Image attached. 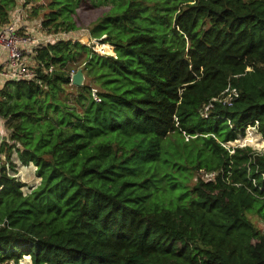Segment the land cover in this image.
I'll list each match as a JSON object with an SVG mask.
<instances>
[{
	"label": "trees",
	"instance_id": "obj_1",
	"mask_svg": "<svg viewBox=\"0 0 264 264\" xmlns=\"http://www.w3.org/2000/svg\"><path fill=\"white\" fill-rule=\"evenodd\" d=\"M24 1L0 29L24 6L45 36L35 78L0 76V264H264V151L226 145L264 137V0Z\"/></svg>",
	"mask_w": 264,
	"mask_h": 264
},
{
	"label": "built area",
	"instance_id": "obj_2",
	"mask_svg": "<svg viewBox=\"0 0 264 264\" xmlns=\"http://www.w3.org/2000/svg\"><path fill=\"white\" fill-rule=\"evenodd\" d=\"M23 2L25 1L23 0ZM22 11L23 8L20 6L14 19L0 29V55L5 53L7 56L4 60L2 59V61H0V65H4L0 68V76L6 79L18 80V78L33 79L36 77L34 66H30L29 63L26 62L24 53H28L31 50V45L35 47L43 39V36L35 39L21 38L17 31V25L21 20ZM49 71L51 72V69ZM73 74L74 71L71 75L73 76ZM93 94L96 96V99H99L95 93ZM206 109H208V106ZM0 129L2 130V118H0ZM34 170L36 171V167H34ZM205 174L206 176L214 175L213 173Z\"/></svg>",
	"mask_w": 264,
	"mask_h": 264
},
{
	"label": "rangeland",
	"instance_id": "obj_3",
	"mask_svg": "<svg viewBox=\"0 0 264 264\" xmlns=\"http://www.w3.org/2000/svg\"><path fill=\"white\" fill-rule=\"evenodd\" d=\"M47 0H38L37 3L38 4H42V2H45ZM40 2V3H39ZM32 10L36 11L38 10V7H32L31 8ZM99 10H94L92 11L90 14L87 12L88 15H86L87 17H95L96 15H98L99 13ZM30 14V13H29ZM22 15V14H21ZM23 16V15H22ZM21 16V18H22ZM34 14H32V16L30 15V19L31 20H34ZM27 18V17H26ZM87 29V28H86ZM83 34L80 36V39L82 42L83 39H87L88 37L90 38L91 36L87 33V31H84L82 32ZM19 35L21 36V38H28V39H35V38H41V35H39L38 33H32V35H22L19 33ZM75 37V36H74ZM95 42H94V41ZM94 44L95 45V50L97 51V47L99 43H103L101 42L100 39H91L88 44ZM112 46V45H111ZM98 52V51H97ZM101 53H103L102 51H99ZM112 53H114V47L112 46ZM109 54V53H103V54H107V55H112ZM24 56H25V60L27 63H29L30 66H34V63H33V60L28 56L27 53H24ZM2 66H4L3 64L0 65V68H2ZM75 73V72H74ZM2 81V80H1ZM226 145L228 147H235V146H240V147H244L245 145H249L251 146L254 150H257V151H264V137L259 133L257 132L256 128L254 127H250L246 130V134L245 136H242L240 135L239 138L235 141H231V142H228L226 143ZM14 160L19 163V160L18 158L16 157V155L13 156ZM36 171L34 170V166L33 164L31 165H22L20 164V167H19V172L17 174V176L22 179L23 181H25L28 186H36L37 184H39L40 182V178L37 177ZM27 187H24L25 190L29 189ZM253 221L256 223V225H260L261 226V223H260V219L254 215V214H250ZM26 264H28L27 262H25Z\"/></svg>",
	"mask_w": 264,
	"mask_h": 264
},
{
	"label": "water",
	"instance_id": "obj_4",
	"mask_svg": "<svg viewBox=\"0 0 264 264\" xmlns=\"http://www.w3.org/2000/svg\"><path fill=\"white\" fill-rule=\"evenodd\" d=\"M85 79H86V75H84L82 68H79V70H77L72 76V82L77 86L83 85Z\"/></svg>",
	"mask_w": 264,
	"mask_h": 264
},
{
	"label": "crops",
	"instance_id": "obj_5",
	"mask_svg": "<svg viewBox=\"0 0 264 264\" xmlns=\"http://www.w3.org/2000/svg\"><path fill=\"white\" fill-rule=\"evenodd\" d=\"M22 8H24V6H23ZM19 9H20V7L16 9L15 13L13 14L14 16H13L12 20H13L14 17L16 16V13L19 11ZM23 11H24V9H23ZM12 20H11V21H12ZM28 23H29V25H27V26H31V25H32L31 22H28ZM30 24H31V25H30ZM25 25H26V23H25ZM42 35L45 36L44 33H42ZM31 47H34V45H31ZM6 57H7L6 54L3 53V55H0V61H2V59L4 60ZM0 63H1V62H0ZM33 166L35 167V165H33Z\"/></svg>",
	"mask_w": 264,
	"mask_h": 264
}]
</instances>
